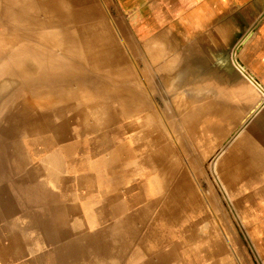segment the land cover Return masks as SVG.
Returning <instances> with one entry per match:
<instances>
[{
	"label": "rangeland",
	"instance_id": "obj_1",
	"mask_svg": "<svg viewBox=\"0 0 264 264\" xmlns=\"http://www.w3.org/2000/svg\"><path fill=\"white\" fill-rule=\"evenodd\" d=\"M2 1L12 15L10 32L19 40L14 37L0 52V84L6 76L10 80L0 94V264H264V216L252 200L255 186H242L232 195L235 200L229 199L208 156L195 160L194 177H182L196 146L186 137L182 113L173 103L185 84L182 67L177 75L173 62L166 65L168 58L173 60L168 33L175 14L182 12L181 0H67L68 10H60L65 17L61 35L75 46L92 38L109 46L103 40L110 29L121 49L111 68L90 66L78 56L64 57L37 44L44 20L37 8L53 2L60 9L58 0ZM224 4V32L233 35L255 31L264 17V0ZM158 38H163L159 58L153 48ZM20 48L42 77L31 79L21 73V64L17 68L19 63L11 62ZM44 58L62 64L67 78L43 69L39 59ZM126 62L144 91L140 102L157 114L152 140L145 137L142 118L150 110H123L113 101L109 106L115 90L102 73H118ZM86 86L107 102H89L85 108ZM132 86L128 83L126 91L120 85L119 93L128 96ZM40 88L55 90L57 102L32 104L39 99L32 92ZM156 174L164 180L162 188ZM168 180L173 183L165 187ZM178 181L185 186L184 202L178 201L174 210L171 187ZM211 189H216L213 200L206 193ZM232 201L241 208H231Z\"/></svg>",
	"mask_w": 264,
	"mask_h": 264
},
{
	"label": "crops",
	"instance_id": "obj_2",
	"mask_svg": "<svg viewBox=\"0 0 264 264\" xmlns=\"http://www.w3.org/2000/svg\"><path fill=\"white\" fill-rule=\"evenodd\" d=\"M180 3L182 12L175 16L174 28L168 33V40L173 42L175 74L182 67L183 94L186 90L195 94L196 88L201 95L208 92L209 96L204 95L208 100L198 97L202 98V104L207 100L205 105L213 101L204 118L216 122V132L205 136L215 137V153L232 142L229 152L232 163L240 170L251 169L240 177L236 192L242 186L254 185L252 200L262 208L264 216V17L255 31L233 35L224 32V0ZM214 102L217 104L212 108ZM213 156H208V160ZM206 157L204 153L199 159Z\"/></svg>",
	"mask_w": 264,
	"mask_h": 264
},
{
	"label": "bare ground",
	"instance_id": "obj_3",
	"mask_svg": "<svg viewBox=\"0 0 264 264\" xmlns=\"http://www.w3.org/2000/svg\"><path fill=\"white\" fill-rule=\"evenodd\" d=\"M56 2V1H55ZM95 3V7L96 9L100 12L101 9L100 7L98 6L99 4L96 2V1H93ZM57 3V2H56ZM67 0H58V4H59V7L60 9L58 8L57 10H55L53 8V2H52V5L46 7V5H41L40 8H37V13H41V17L43 16V27L40 29L39 31V35L38 37L39 38H36L38 39V42L37 44L40 45L42 48L44 47V49H56L58 51H61L62 53H64V57H65V54H70V56H78L79 59H83L85 60L90 66H110V65H115L116 66V57H118L119 53L121 54V49H120V46L117 44L116 40H115V37L113 36L112 32L110 31L109 29V38L107 40H103V41H108L109 42V46L106 45L105 43H102V44H98V43H95L96 39L97 38H92L91 41H85L82 45H74V43L70 40H66L60 33V28H62L60 25L62 23H65V17H64V14H62V12L60 11L61 9H67L66 7H69V4L67 6ZM2 4V5H1ZM162 4V3H161ZM0 52L9 44V45H12L11 42L13 41H16V39H14V37L18 38L16 36H13L11 34V29L10 26H11V23L9 21H11L10 17L12 15L9 14V11L6 10L7 9V6L5 4L4 1L0 0ZM178 5V4H177ZM37 6V5H36ZM174 7V6H173ZM41 10V11H40ZM68 10V9H67ZM172 10V9H171ZM40 11V12H39ZM36 12V11H35ZM202 12V11H201ZM206 12V11H205ZM33 13V12H32ZM69 13V12H68ZM171 13V12H170ZM190 13V12H189ZM214 13V12H212ZM34 14V13H33ZM54 14V15H53ZM101 14V13H100ZM191 14V13H190ZM207 14V13H206ZM38 15V14H36ZM102 15V14H101ZM10 16V17H9ZM176 16V14H175ZM185 16V15H184ZM204 16V15H203ZM215 16V15H213ZM14 17V16H13ZM40 17V16H39ZM195 17V16H194ZM193 17V18H194ZM202 17V16H201ZM212 17V16H211ZM31 18V16H30ZM35 18V17H34ZM203 18V17H202ZM209 18V17H208ZM182 19V18H181ZM193 20V19H192ZM23 21V20H22ZM25 21V20H24ZM207 21V19H206ZM210 21V20H209ZM44 22H45V25H44ZM200 22V21H199ZM192 23V22H191ZM190 23V24H191ZM203 23V20L202 22ZM15 24V23H14ZM210 24V22H209ZM65 25V24H64ZM63 25V26H64ZM189 25V24H188ZM217 25V24H216ZM171 28H174L173 27V24L170 25ZM203 26V25H202ZM207 26V25H206ZM212 26V25H211ZM191 27V26H190ZM189 27V28H190ZM170 28V29H171ZM17 29V27L15 28ZM182 29V28H181ZM188 29V28H187ZM21 30V29H20ZM201 30V29H200ZM203 30V28H202ZM25 31V30H24ZM187 31V30H186ZM21 32V31H20ZM18 33V32H17ZM190 33V32H189ZM191 34V33H190ZM196 34V33H195ZM106 38V37H105ZM99 39V38H98ZM163 38H158L155 43H154V57H160L159 56V53L160 52H163V43L161 42ZM19 40V38H18ZM160 40V41H159ZM31 41V40H30ZM34 41V40H33ZM23 42V41H22ZM21 43V42H20ZM23 43H29V42H23ZM32 43V41H31ZM107 43V42H106ZM34 45H36V42L35 43H32ZM23 45V44H22ZM25 45V44H24ZM27 45V44H26ZM111 46V47H110ZM75 47H78V48H75ZM17 48V47H16ZM75 48V49H74ZM110 49L109 52L110 54L107 53V49ZM22 49V50H21ZM114 49V53H113V50ZM207 49V48H206ZM9 50V49H8ZM21 50V51H20ZM41 50V49H40ZM193 50V49H192ZM25 49L23 48H20L18 50V54H16V56H11L10 60L11 62H15V64H17V62L19 63V65H16L17 68H19L20 64L24 67L23 70L21 73H24L26 76H29L31 77V79H35L37 77V75H39V77H42V73L40 74H35L36 73V66L34 64V61L31 60L32 57L28 56L25 54ZM43 51V50H41ZM72 52V53H69V52ZM45 52V51H43ZM48 51H46L47 53ZM193 52V51H192ZM5 53V52H4ZM15 53V52H14ZM57 53V52H56ZM74 53V54H73ZM50 54V52L48 53V55ZM188 54V53H187ZM52 55V54H50ZM54 55V54H53ZM106 55H111L109 57H107ZM35 56V55H33ZM44 56V55H43ZM55 56V55H54ZM23 57H25L26 59H23ZM45 57V56H44ZM58 57V56H56ZM63 57V58H64ZM61 58V57H60ZM68 58V57H66ZM177 58V57H176ZM49 59V58H48ZM31 60V63L28 64L27 62H30ZM42 63H43V69H47L49 70L50 69V72L52 73V75L56 76V77H65L67 78V74L65 72L67 71H64V68L62 66V64H57L56 62H50V61H47L45 58L44 59H39ZM22 61V62H21ZM57 61H61V60H57ZM129 61V60H128ZM81 62V61H80ZM145 62V60H144ZM163 62V61H162ZM167 66H169L171 64V60H167ZM178 63V62H177ZM124 64V63H123ZM122 64V65H123ZM112 66V67H113ZM166 66V67H167ZM21 67V66H20ZM175 67V65H174ZM107 68V67H106ZM111 68V66H110ZM146 68V67H145ZM172 69V68H171ZM40 70V69H39ZM97 70V69H96ZM108 70H109V67H108ZM107 70V71H108ZM170 70V69H169ZM42 71V70H41ZM92 71V70H91ZM106 71V70H105ZM171 71V70H170ZM4 72V71H2ZM43 72V71H42ZM48 72V71H47ZM104 72V70H103ZM173 72V70L171 71ZM170 72V73H171ZM178 72V71H177ZM68 73V72H67ZM136 72L134 71V67L130 64V63H127L124 65V66H121L120 70L118 73H111V71L109 72H105V73H102L104 74V79L107 78V81H108V84H109V87H112L113 90H115V95L114 96H108V102H109V106H110V102L113 101V103H115V105H118L120 108H124L125 109H128L129 111H136L138 113H144V112H148L150 110V112L148 113H145L143 114L144 117V124L143 126H145L146 128V136L145 137H150L151 140H152V128L155 127L153 126V122H155L156 118H157V114H155V111H152L154 109L152 108H148L150 105L147 103L144 105H142V103L140 102V98H144V97H141L142 95H144V91L142 89V86L139 84V80H138V77L137 75L135 74ZM166 73V72H165ZM164 74V73H163ZM6 76V75H5ZM1 77V75H0ZM7 77V76H6ZM5 77V80L3 83L0 84V94L2 92H4V90L7 91L8 87L5 85V84H8L7 81H10L8 78ZM88 77V82H91V77L90 76H85L84 79L86 80ZM122 77V78H121ZM20 78V77H19ZM103 78V77H102ZM172 78V77H170ZM30 79V80H31ZM182 79V78H181ZM180 79V80H181ZM167 80V79H166ZM171 80V79H170ZM176 80V79H175ZM178 80V79H177ZM176 80V81H177ZM201 80V79H200ZM35 81V80H33ZM32 81V82H33ZM30 82V81H29ZM168 82V81H167ZM170 82V81H169ZM180 83V81H178ZM13 83V82H12ZM104 83V82H103ZM133 84L132 87H130V91L128 93V96H123L122 93L120 94L119 93V90H120V85H124V89H126V86L127 84ZM201 83V82H200ZM101 84V83H99ZM107 84V83H106ZM197 84V83H196ZM91 85V84H90ZM18 86V85H17ZM39 87V85H37ZM93 86V85H92ZM105 86V85H104ZM194 86V85H193ZM73 87V86H72ZM129 87V86H128ZM63 88V87H62ZM65 88V87H64ZM106 87V90L108 89ZM86 90L87 91H83V95L87 98V101H86V104L84 103L85 105V108L87 107L88 103H92V102H97L98 104H105L104 103V97L103 96H99L97 95L96 93H93L92 91H90L87 86H86ZM97 90V88L95 89ZM122 91H124L123 89H121ZM186 90V89H185ZM195 90L196 93L194 94H191L189 93L188 90H186L184 92V89L179 91V93H177L175 91V93H177L174 97H173V103L177 108V113H182L181 114V117L179 118V120L183 123V127H185L186 129V137L188 136L189 139H191V144L193 143V145L196 146V153L193 154L192 157H189L188 158V161L187 162V168L183 169L182 171V177L186 179V177H189V176H195V160L199 159L200 156L203 154L204 156V153L206 154V156H213L212 160H211V170H212V174L214 175V178H217L219 179L218 182L222 185V191L225 192L227 195H228V198L231 199V200H235L232 195H234L236 192V186L239 182V179L240 177L243 178L244 175H247V173H249V171L251 169H248L246 168L244 171L237 167H235V164L232 163V160L231 158L229 157L230 154V149L232 148L231 147V143L232 142H228V144L221 150H217L218 152L215 153V137H206L210 134H206V133H210L212 132L213 134L216 132L214 131L215 128H216V122L214 121H211L210 119H206L204 118V113L206 112H209L210 111V107H211V103H213V101L210 102V104H207L205 105L206 103H204L205 101H207L208 99L205 98L206 96H204L206 93L208 95V92H206L204 94V92H202V95L199 93L200 90L198 91V89L196 88ZM72 91V90H71ZM127 91V89H126ZM125 91V93H127ZM178 91V90H177ZM203 91V90H202ZM102 92V91H101ZM211 92V91H210ZM28 93L30 94V92L28 91ZM33 97L34 95H36V97H39L38 100L36 101H33L31 102L32 104L36 105V106H41V107H48L49 105L51 104H54L56 103L57 101L55 100L56 98H52L53 95H55V93H57L55 90H52V92H49V90H45V88H40V90H36L34 91L33 90ZM189 93V95H188ZM107 94V93H106ZM210 94V93H209ZM213 94V93H212ZM105 95V94H104ZM198 95H201L203 96L202 98H205L207 100L204 101L203 99V104L201 103L202 100H200L201 97H198ZM59 96V94L57 95ZM145 96V95H144ZM147 96V95H146ZM187 96V97H186ZM209 96V95H208ZM56 97V96H54ZM171 97V96H170ZM213 97V96H212ZM107 98V96L105 97ZM201 98V99H202ZM209 98V97H208ZM111 99V100H110ZM147 99V98H146ZM104 100V101H103ZM210 100V99H209ZM107 102V101H105ZM217 102V101H216ZM216 102H214V104L212 105V108L215 107V104H217ZM144 103V102H143ZM173 103L171 102L170 103V106L172 105L173 106ZM58 104V103H57ZM61 104V102H60ZM165 104V103H164ZM113 105V104H112ZM114 105V106H115ZM166 105H169V104H166ZM169 106V107H170ZM219 106V105H218ZM105 107V106H103ZM107 107V106H106ZM109 108V107H108ZM171 108V107H170ZM105 109V108H104ZM109 109H112V108H109ZM116 109V107H115ZM168 110V108L166 109ZM219 110V109H218ZM97 111H99L97 109ZM106 111V110H105ZM216 111V110H215ZM107 112V111H106ZM214 113V112H213ZM166 114V113H165ZM220 114V113H219ZM222 114V113H221ZM220 114V116H221ZM227 114V113H226ZM96 115V114H95ZM136 115V114H135ZM91 116V115H90ZM161 116V114H160ZM99 117V116H98ZM169 117V116H168ZM166 117V119L168 118ZM97 118V117H96ZM170 118V117H169ZM140 120V118H139ZM87 121H88V113L85 114V117H84V122L85 124H87ZM216 121V120H215ZM140 123V122H139ZM156 124V123H155ZM177 125V124H176ZM142 126V127H143ZM157 131V129L155 130ZM158 133V131L156 132V134ZM160 133V132H159ZM205 133V134H204ZM221 133V132H220ZM206 135V136H205ZM155 136V135H154ZM144 137V138H145ZM158 137V135L156 136ZM146 139V138H145ZM188 139V140H189ZM141 140V139H140ZM154 142V141H153ZM152 142V143H153ZM186 142V141H185ZM150 143V142H149ZM210 143L213 145V147L210 145ZM206 144V145H205ZM235 144V143H234ZM149 145V144H148ZM154 147V146H153ZM213 148V149H212ZM157 150V149H156ZM160 150V149H159ZM158 150V151H159ZM161 151V150H160ZM181 152L183 153V151L181 150ZM187 152V151H186ZM151 153V152H150ZM159 153V152H158ZM188 153V152H187ZM190 153V152H189ZM156 154V152H155ZM177 158L180 160V157L177 156ZM187 159V158H186ZM222 160H224V162L226 163H222ZM149 162V160H148ZM258 164V163H257ZM149 165H152V164H149ZM156 165V164H155ZM157 166V165H156ZM154 167V166H153ZM152 168V167H151ZM158 168V167H157ZM210 169V167H208ZM189 169V170H188ZM155 170V167L153 168L152 171ZM262 170V169H261ZM261 170H260V174L261 173ZM198 172V171H197ZM264 173V172H263ZM159 174V173H158ZM156 174V177L159 179L157 182V184L160 186L161 185V188H162V183L164 182V180L162 178L159 177V175ZM162 174V173H161ZM244 174V175H243ZM258 174V173H257ZM259 175V174H258ZM201 178V177H200ZM160 179L162 180V183L160 184ZM177 179V178H176ZM178 180V179H177ZM189 181V180H187ZM191 182V181H190ZM198 182V181H197ZM167 185L164 183V185H166L165 187L169 186L170 184H172L169 180L166 181ZM189 183V182H188ZM196 183V182H195ZM247 183V182H246ZM175 187L173 188L172 190V187H171V191H173V196H174V203H173V209L175 210V206L177 205V202H182L183 201V197H184V191H183V188H185V186H182L180 181L174 183ZM191 184V183H190ZM179 185V186H178ZM181 185V186H180ZM193 185V184H192ZM220 185V186H221ZM200 186V185H199ZM212 186V185H210ZM194 187V186H192ZM202 187V186H201ZM160 187L158 189H161ZM208 188V187H207ZM213 189V188H212ZM209 190L208 192L206 191V193L211 197H209L206 193V198H210L211 200H213L212 196L214 195V191L216 189L213 190ZM192 190V189H191ZM208 190V189H207ZM170 191V192H171ZM193 191V190H192ZM167 192V191H166ZM189 192V191H188ZM187 192V193H188ZM204 193V192H203ZM202 193V194H203ZM166 194V193H164ZM182 195V197L180 196ZM186 195V194H185ZM190 195V194H189ZM188 195V196H189ZM192 195V194H191ZM198 195V194H197ZM204 196V197H205ZM208 196V197H207ZM191 197V196H190ZM198 197V196H197ZM188 198V197H187ZM196 198V197H195ZM194 199V198H193ZM204 199V198H202ZM167 200V199H166ZM171 200H173L171 198ZM209 200V199H208ZM246 200V199H245ZM248 200V199H247ZM169 201V200H168ZM194 201V200H193ZM192 201V202H193ZM210 201V200H209ZM250 201V200H248ZM247 201V202H248ZM167 202V201H166ZM184 202V201H183ZM191 202V200H190ZM199 202V201H198ZM197 202V203H198ZM211 202V201H210ZM247 202L244 201L242 203V206L243 207H247ZM195 203V202H194ZM231 203V208H241L239 207L235 202H230ZM230 203H229V206H230ZM234 203V204H233ZM209 204V202H208ZM167 206V205H166ZM164 211V210H163ZM161 214L165 213V215H169V211H164ZM160 214V215H161ZM235 214V213H234ZM240 214H243V213H240ZM233 215V214H232ZM240 216V215H239ZM248 216V215H247ZM81 224V223H80ZM213 224V223H212ZM215 228V227H214Z\"/></svg>",
	"mask_w": 264,
	"mask_h": 264
}]
</instances>
